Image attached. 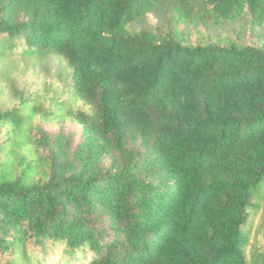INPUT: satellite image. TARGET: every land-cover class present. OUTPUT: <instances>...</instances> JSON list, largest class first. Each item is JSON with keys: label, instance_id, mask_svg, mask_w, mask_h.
I'll return each mask as SVG.
<instances>
[{"label": "trees", "instance_id": "1", "mask_svg": "<svg viewBox=\"0 0 264 264\" xmlns=\"http://www.w3.org/2000/svg\"><path fill=\"white\" fill-rule=\"evenodd\" d=\"M49 55L68 98L15 74ZM260 210L264 0H0V264H264Z\"/></svg>", "mask_w": 264, "mask_h": 264}, {"label": "rangeland", "instance_id": "2", "mask_svg": "<svg viewBox=\"0 0 264 264\" xmlns=\"http://www.w3.org/2000/svg\"><path fill=\"white\" fill-rule=\"evenodd\" d=\"M159 22V17L154 14H149L144 25L151 26ZM181 27L186 28L184 24ZM199 29L192 27L186 28V33L190 41L198 42L201 34H206L211 37V33H219L221 36L227 35L226 29L211 30L206 29L205 26H198ZM229 34V33H228ZM232 37L237 36L235 32H231ZM241 40L252 44L254 40L248 34H243ZM68 69L66 63L59 57L49 55L44 59L32 60H17V72L19 83L27 92L40 89L43 93L53 94L58 93L62 98H68L70 92L67 89L66 78ZM4 95H2L3 97ZM78 106L81 103L77 102ZM39 122V121H38ZM44 129L49 131H57L60 127L65 132L74 134L77 140L80 126L75 124L72 120H66L63 125L56 122L40 121ZM264 247V211L260 210L253 218L251 231L246 246V256L250 262Z\"/></svg>", "mask_w": 264, "mask_h": 264}]
</instances>
